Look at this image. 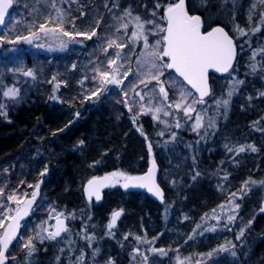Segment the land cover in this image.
<instances>
[{
    "label": "trees",
    "instance_id": "trees-1",
    "mask_svg": "<svg viewBox=\"0 0 264 264\" xmlns=\"http://www.w3.org/2000/svg\"><path fill=\"white\" fill-rule=\"evenodd\" d=\"M23 2L25 4L24 0L20 1L18 10L24 9ZM170 2L175 0H134L138 9L149 14L156 12L158 18L164 15ZM253 2L188 0L190 12L201 14L207 28L224 25L232 36L242 29L245 33L242 39L247 38L246 34L250 38L249 42L238 44L240 54L234 71L225 77H212L214 91L209 100L214 95L218 99L224 88L231 87L230 84L226 86V81L232 75V81L243 83H236L231 106L223 113L225 118L214 136L209 137V149L204 159L197 158L193 162L189 157L186 158L189 162H179L183 161L184 154L173 149L176 162H167L170 150L167 140L162 138L159 125L150 117H141L136 127L133 115L125 111L117 120L109 103L102 98L93 103L81 100L52 102L43 96L42 84L40 91L29 96L22 105L8 107L5 117L0 115V163L7 162L18 169L24 165L35 181L44 179L41 194L57 211L71 216L69 222L73 229L66 236L71 239L76 233L72 245L65 242L60 250L40 246V258L32 264H108L109 258L113 264H134L135 239L155 241L159 249H178L166 257L157 253L147 264H175L177 257L195 254L216 255L223 240L211 236L195 242L189 240L186 233L204 214L227 199V192L220 188L222 178L226 176L227 185L232 184L228 189L236 194L239 204L232 221L231 238L235 245L230 246V255L225 254L213 264H264V183H261L264 181V22L260 18L264 6H259L260 11L249 19L247 15ZM69 3L74 13V0L63 2V12H70ZM157 4L161 5L159 9ZM38 5L32 12L25 6L27 17L20 20L19 29L29 27L40 11L45 10L43 5ZM16 10L15 4L14 12ZM224 11H231L232 16L221 20L216 13ZM20 17L18 15V20ZM230 138L232 163L229 162L230 155L226 157L222 152L225 150L221 149ZM149 145L158 160L160 182L167 193L164 205L143 193H125L120 187L107 191L100 203L87 201L84 185L95 176L114 172L131 176L146 172L151 164ZM247 145L255 146L257 151L252 152ZM241 146L247 149L237 152ZM168 170L182 181L167 182L165 174ZM245 181L255 183L250 182L241 191ZM118 208L125 211L118 231L106 235L110 216ZM78 216H82L83 224H78ZM242 228L244 234L237 239ZM80 231L84 236L93 237L91 243L78 237ZM81 248L84 259L78 257Z\"/></svg>",
    "mask_w": 264,
    "mask_h": 264
},
{
    "label": "rangeland",
    "instance_id": "rangeland-1",
    "mask_svg": "<svg viewBox=\"0 0 264 264\" xmlns=\"http://www.w3.org/2000/svg\"><path fill=\"white\" fill-rule=\"evenodd\" d=\"M20 1L21 0H14L17 10L13 12L7 27H5V30L0 35L4 42V49L0 53V104L4 107L3 109H0V111L5 110L2 112L6 113L8 107L11 108L12 106L22 105L30 98L29 96L40 91L41 84L43 85L44 90L43 96L52 102L61 101L73 103L74 101L81 100L83 102L91 101V103H93L95 102V99L99 100L102 98V100H106L109 103L117 120L121 119L122 112L125 110L135 117V123L139 119V116H147L150 117L156 125H159L158 128L162 132V138H166L167 146H169L168 149H170L167 162H176L172 156L173 149L177 150L175 152L179 153L181 151L184 154L183 161L181 160L179 162H186V160L189 162L190 160L186 159L189 157L193 162L196 161L197 158L204 159L207 154L206 150L209 149L207 147L209 137L214 136L216 129L225 118L223 113L228 111L233 101L236 86V80L232 81L233 75L229 81H226V86H229L230 84L231 87L224 88L223 94L219 95L218 99H216L214 95L211 100L206 101L205 105H195L198 111L206 108L207 113L204 114L201 112L204 116L202 121L203 126L193 131L192 124L194 123L195 113H192V120H189L184 115L182 109H166L171 113L168 116H165L163 112L155 113L154 111H149V108L154 110L155 107L159 106L155 100L149 105V96H145V99L140 101L139 96L136 95V92H140L141 95H143L156 84L155 81H152L148 85V88H145L144 84L138 83L139 78L148 79L147 65L141 68L136 62V57L140 54L143 46L142 41L137 42L136 54L132 55L130 62L125 65V68H121L119 73L112 72V68L117 67L121 61L117 60V64L112 67H109L106 61L112 56L113 52L120 51V49L113 45V48L108 49L107 54L102 51L103 48L107 47V41L109 39L117 40V43H119L121 42L120 38L122 37L123 42H128V37L134 30V20L129 24L127 35H125L123 29L119 32L116 31V29L120 27V21L116 20V17L123 15L125 9L131 12L132 17H141L142 21L155 20L157 23H162L165 26L166 21H162L160 18L156 17V15L153 16L152 14L146 13L144 10L142 12L134 4V0H74V5L72 6V8H75L73 9L75 10L74 13L71 11L70 3V12H63V2H65V0H55V7H52L51 0H24L25 4L24 2L23 4L31 12L32 9L39 6V3L43 5L45 10L40 11L39 15L36 17L37 20L31 21L29 27L25 28L23 26L22 29H19L18 25L20 20H24L27 17V11L25 10L24 5V9L21 8V10H18V8L20 9ZM259 6H262L261 8H263L264 4L261 3V0H254L249 16L247 15V17L249 18L260 11ZM81 13H84V15H81ZM230 14L232 16L231 11ZM18 15H21L19 20ZM49 17H51V22L46 24L47 28H55L57 27V23L60 22V27H62L64 31L71 33L77 31L90 32L92 27L95 26L96 21L99 20L100 27L97 28V34L100 39L98 41L97 37H93L91 40H87L83 36H74L70 39L69 37L64 36L63 32L60 31L55 33L49 32L48 34L39 33V38H33L31 43L23 39H18V37L29 36L30 32L36 31L38 25L44 23ZM132 17H125L124 22H128ZM147 27L150 26L146 25V28ZM160 35L163 34L161 33ZM238 36L244 41V43L250 41L248 34H246L247 38L245 39H242L244 34L242 35L239 33ZM156 39H159V35L149 36L150 43L154 42ZM123 51L127 52L128 49H124ZM73 65H75V68H73ZM96 67H99L101 70L109 71V78L114 75L117 80H123V84H102L99 75L95 74L93 71ZM127 68L131 69V73L127 79H124L123 72ZM17 69H19V71H17ZM28 70H32L33 76L24 75V72ZM138 72L143 74L139 78L136 75ZM94 75H96L95 79H93ZM171 76L176 77L172 72ZM53 77H55V79H53ZM161 79H164V77ZM177 79L183 89L191 91L194 96L198 97L178 77ZM230 81L232 82L229 83ZM137 84L138 87L133 91V85ZM165 87L169 93V100L175 102L179 95V89L170 88L167 84ZM10 89L18 90V96L15 98L5 96L4 93L8 92ZM101 89L106 90L101 91ZM229 91H232V96L230 98L227 95ZM94 92L97 94L93 95ZM125 92L128 93L127 96L124 95ZM149 95H151V93H149ZM51 97H55V99H51ZM88 97L91 98L89 99ZM222 99H229L227 108H224L223 105L219 108L217 107L215 101ZM122 101H128V103H123ZM189 102L191 101L189 100ZM141 104L144 105L143 108H141ZM129 108H131V111H129ZM153 115L158 116L159 119H153ZM210 118L212 120L211 127H209ZM177 122L180 124V127H176ZM214 145L215 143L213 144V147ZM222 148L225 150L222 152H225L224 154L227 155L226 157H229L230 155L229 162L232 163V151H228V148L232 149V139L230 141L228 140L221 149ZM245 149H247V147H245ZM154 158L155 156L152 153L150 160ZM27 172V167L24 165L18 169L17 166L13 167L12 165L7 164V162H4L0 166V187H3L5 191V197L0 198V203L7 204L10 209L15 210L18 205L14 201H7L6 196L8 194H12V192L15 191L18 198L27 200L31 198V194L35 190L34 186L37 183L42 186L44 179L40 178L35 181V178L28 175ZM116 178L117 181L113 188L121 187L125 181L123 177L117 176ZM176 179H178L179 182L182 181V178L177 177L173 171L171 172L168 170L166 172L165 180L167 182L170 183L172 181L175 183ZM227 180L228 178L225 179V177H223L220 185V188L227 192V199L213 209L214 211L211 210L202 217L200 221L195 223L190 231L186 233L188 238L191 237L189 240L200 242L202 239H208L211 236L213 238H220L224 242L216 250H221V247H223V249L230 248V246L233 248L232 245H235V241L231 238L233 230L232 221L238 208L235 207L237 201L235 197L232 196V190L228 189L232 188V184L227 185ZM21 181L24 183H21ZM229 182L231 183V180H229ZM28 185H32L33 187H28ZM22 206L23 204L19 205V207ZM4 215L11 217L15 215V211H4ZM69 216L57 211V209L53 207L42 194H40V198L35 202L31 216L21 229L19 237L22 236L23 240L18 237L7 255L8 264H32L35 261H38L40 258L38 253L40 246L45 245V248L50 247L51 249H56V251L63 248L66 245L65 239H49L47 237L49 233H54L53 223L57 217L70 220L71 216ZM229 216L233 217L231 221L228 220ZM76 218H80L78 219V224H83L82 216ZM10 221L11 219H5V227H7ZM182 222L184 223V220H182ZM198 225L199 227H197ZM45 229H47V231H45ZM3 232L4 228L0 227V236L3 235ZM78 237L85 240L81 231L78 233ZM28 238H33V243L35 245V250L31 255H28L27 249L23 247V244ZM42 239L43 242H41ZM73 239H76V233L75 237H72L67 244L72 245L71 242L75 241ZM133 243L135 245L134 249L136 248L133 255L135 259L134 264H147L153 255L160 253L159 251H152V249H159L156 246L155 241L153 242L148 239H135L133 240ZM185 243L188 242L185 241ZM85 249L86 248L84 247L83 250L87 253ZM137 249L139 251H136ZM163 250L166 254H160L164 257L168 254H173L172 252L178 251V249L175 250L172 248H166ZM224 252L226 255L231 254L229 250H225ZM224 252H220L218 255H213V253H211V255H189L187 258L177 257L174 263L213 264L214 261H218L220 255ZM81 256L84 258V252L82 250L79 251L78 257ZM145 256L148 257L147 260L144 259ZM209 256H212V258L209 259ZM12 257H15V259H12Z\"/></svg>",
    "mask_w": 264,
    "mask_h": 264
},
{
    "label": "snow or ice",
    "instance_id": "snow-or-ice-1",
    "mask_svg": "<svg viewBox=\"0 0 264 264\" xmlns=\"http://www.w3.org/2000/svg\"><path fill=\"white\" fill-rule=\"evenodd\" d=\"M261 3L264 4V0H261ZM52 7H55V0H51ZM13 0H0V25L5 23V16L8 14V10L12 7ZM115 6V5H114ZM157 9L161 7V5H156ZM59 11V10H58ZM84 15V13H81ZM153 16L156 15V12L152 13ZM125 17H132V14L129 10L125 9L123 15L116 17V20L120 21V27L116 29L119 32L121 29L124 30L125 35H127V29L129 24L132 21H135L134 30L131 32V35L128 37V42H123V38H120L119 43L117 40L109 39L107 41V47L103 48L102 51L107 54L108 49L113 48V45L116 48L120 49V51L113 52L112 56L109 57L106 61L109 67L117 64V60L121 61V63L112 68V72L119 73L121 68H125V65L128 64L131 60L132 55L136 54V46L137 42L142 41V49L140 54L136 57V62L139 67L143 68L147 65V76L148 79L139 78L143 74L136 73L138 76V83L144 84L145 88H148V85L155 81L156 84L141 95L140 92H136V95L139 96L140 101L145 99V96H149L148 103L151 105L155 100L159 105L155 107L153 110L149 108V111H154L155 113L163 112L165 116L170 115L171 113L166 109L175 108L176 110H183L184 115L192 120V113H195L194 123L192 124L193 131L201 128L202 121L204 116L201 114L207 113V109L204 108L201 111H198L195 107L196 104L205 105L206 101L204 97L210 95L209 85H208V70L215 69L217 72H228L229 68L232 66V61L235 57V46L233 43V39L228 35L227 32L222 27H214L209 31H202V18L200 15H190L187 8L185 0H175V2H170L166 5L164 9V15L160 18L162 21H166V26L162 23H157L155 20L142 21L141 17L135 16L132 17L128 22L125 21ZM251 19V17H249ZM261 21L264 22V11L260 13ZM51 22V17L45 20L44 23H40L36 31L30 32L29 36L18 37V39H23L29 43L32 42L33 38L38 39L39 33L48 34L49 32L55 33L57 31L63 32L64 36L69 37L70 39L74 36H83L87 40H91L93 37H97L99 41L100 37L97 34V28L100 27V21L97 20L95 26L92 27L91 31H77L75 33H71L68 31H64L62 27H60V22L57 23V27L55 28H47L46 24ZM62 22V21H61ZM150 26V27H147ZM240 33L245 34L242 29H238ZM259 29H254V31H258ZM163 35H160V34ZM159 35V39H156L154 42H149V36ZM2 38V37H0ZM15 42V41H11ZM124 49H128L127 52H124ZM75 68V65H73ZM253 71H256L255 65L252 66ZM19 71V69H17ZM94 73L99 75L101 78V82L107 84H115L121 85L123 84V80H117L113 75L109 78L110 73L107 70H101L99 67L94 68ZM171 72L177 74L176 77L171 76ZM131 73V69L127 68L123 72V78L127 79L129 74ZM167 74V75H166ZM25 76H33L32 70H28L24 72ZM164 77V79H161ZM183 78V81L187 82L188 85L191 86L192 89H195L199 96L196 97L193 95L191 91H187L183 89L180 85L179 80L177 79ZM96 78V75L93 76V79ZM55 79V77H53ZM237 84H242L243 81H237ZM168 85L170 88L179 89V95L175 102L169 100V93L166 89L165 85ZM137 85H133L132 90L134 91ZM106 89H101V91H105ZM151 93V95H149ZM97 93L94 92L93 95ZM5 96L17 97L18 90L10 89L8 92L4 93ZM125 96L128 95L127 92L124 93ZM228 97L232 96V91L228 92ZM264 95V93H262ZM89 99L91 97H88ZM51 99H55V97H51ZM189 100L191 102H189ZM123 103H128V101H122ZM217 107L219 108L221 105L224 108H227L229 104V99H222L215 101ZM3 105L0 104V109H3ZM144 105L141 104V108ZM131 111V108H129ZM0 115H4L2 111H0ZM79 116V113H77ZM153 119H159L158 116L153 115ZM133 122L135 123V117H133ZM212 126V120H209V127ZM176 127H180V124L177 122ZM62 131V129H61ZM143 135V132L141 131ZM147 139V137H145ZM81 145L84 143L82 140L79 142ZM248 148L251 149L252 152H256L257 148L253 145H247ZM149 150H151V145H149ZM228 151H232L231 148H228ZM245 151V147L241 146L237 149V152ZM154 164V162H153ZM47 169H45L46 171ZM7 171V170H5ZM43 175V173H41ZM199 175V173H197ZM123 177L125 180L124 187L128 188L132 187H141L147 188L149 192H152L154 195L161 197L162 192L159 187L155 184L154 179V170L153 168L149 169V172L140 177H131L126 176L123 173H111L110 176L105 177H94L93 179L88 181V189L86 191L89 192V196L95 195L96 199H100L99 188L105 186V182L110 180V177ZM227 177H225L226 179ZM255 183V181H245L242 185L241 191L244 190L248 186L249 183ZM21 183H24L21 181ZM261 183H264L262 181ZM28 187H33L32 185H28ZM35 190L31 194V199H21L18 198L15 191L12 194H8L6 196L7 201H14L18 207L15 210H12L8 207L7 204L0 203V227L4 228L3 235L0 236V264H5V261L8 259L6 255L9 245L13 240L18 238L17 230L20 227V220L29 214V211L32 209V205L37 198L39 183L35 186ZM26 195V194H25ZM235 193L232 194L235 197ZM5 197V191L3 187H0V198ZM23 204V207H19V205ZM236 208H239V204L235 205ZM264 210V209H262ZM4 211H15V215L8 217L4 215ZM214 211V210H213ZM120 212H114L112 215V222L109 223L108 228L111 229L117 217L120 216ZM5 219H11V223L5 227L4 221ZM58 219V223H63ZM233 219L232 216L228 217V220L231 221ZM251 224V221H249ZM199 227V225L197 226ZM86 232V227L83 229ZM47 231V229H45ZM68 229L66 227H60L54 233H49V239H55L60 236L61 232H67ZM244 234V229L240 230V234L237 236V239L240 238ZM23 240V237H19ZM127 238V237H125ZM85 240L91 241L93 239L92 236L85 235ZM191 239V237H189ZM43 242V239L41 240ZM23 247L27 249L28 255H31L35 250V245L33 243V238H28V240L23 244ZM221 250H226L221 247ZM136 251H139L138 249ZM152 251H159L161 254H166L163 249H152ZM211 255V253H209ZM235 255V252L232 253ZM15 259V257H12ZM145 260L148 259L147 256L144 257ZM108 264H113L111 258H109Z\"/></svg>",
    "mask_w": 264,
    "mask_h": 264
},
{
    "label": "water",
    "instance_id": "water-1",
    "mask_svg": "<svg viewBox=\"0 0 264 264\" xmlns=\"http://www.w3.org/2000/svg\"><path fill=\"white\" fill-rule=\"evenodd\" d=\"M185 3H186V8H187V10H188V12H189L190 15H199V14H191L190 11H189V8H188V0H185ZM13 7H14V2H13L12 7L8 10V14H6V16H5V23L2 24V25H0V32L7 25L8 20L11 17V14H12V11H13ZM201 18H202V16H201ZM215 27H222L225 30V32H227L228 35L233 39V43H234V46H235V53L236 54H235V57H234V59L232 61V66L229 68L228 72H217L215 69H209L208 70V85H209L210 95L204 97L205 100H207L211 96V94H212L211 76L213 74L214 75H217V76H224V75H227L228 73H230L232 71V69L234 68V66L236 65L237 60H238V56H239V49H238V46H237V43H236L235 39L229 34V32L223 26H215ZM202 31H204L203 18H202ZM2 47H3V43L0 40V51L2 50ZM181 79L183 80V78H181ZM185 83L187 84V82H185ZM188 86L191 88L190 85H188ZM192 90L199 96V93H197L195 91V89H192ZM153 162H154V164H153ZM153 162L150 164V166L148 167V169H147L146 172H144L142 174H138V175H132L131 177L144 176V175H146L149 172V169L150 168H153V170H154L155 184L159 187V189L162 192V199H161V197L154 195L152 192H149L147 188L132 187V186H129L128 188H125L123 186L124 183H125V181H124V183L122 185V190L125 193L142 192V193L147 194L155 202H157L159 204H164L166 202V191H165L164 187L160 183V173H161L160 166H159L158 162H156V161H153ZM105 176H110V174L103 175V176H98V177H101L102 178V177H105ZM115 181H116V177H110V180L107 181V182H105V186H102V187L99 188V194H100V199L99 200L96 199L95 195H92L91 197L89 196V192L86 191V189H88V182H86V184L84 186V194H85L86 199L88 201H94L95 200L97 202H102L104 200L105 192L108 191L111 188V186L114 184ZM39 192H40V187H39V190H38V195H37L36 200L39 197ZM33 205H34V203H33ZM33 205H32V207H33ZM30 211H29V214H30ZM114 212H120L121 214H120L119 217H117L114 226L111 228L112 231H116L118 229L119 223H120V221L122 220V218L124 217V214H125V212H124L123 209H117ZM113 213H112V215H113ZM29 214L27 216H25L23 219L20 220V227H21L22 223L27 220ZM112 215H111V219H110V222L109 223L112 222ZM59 220L62 221L63 223L62 224L61 223H58V219H56V221L54 222V232L57 231V229L60 228V227H66L68 229V221H67V219H65V218H59ZM20 227H19V229H20ZM19 229L17 230V236L19 234ZM64 233H66V232H61L60 235H63ZM10 246H11V244L9 245V248H10ZM5 264H6V261H5Z\"/></svg>",
    "mask_w": 264,
    "mask_h": 264
},
{
    "label": "bare ground",
    "instance_id": "bare-ground-1",
    "mask_svg": "<svg viewBox=\"0 0 264 264\" xmlns=\"http://www.w3.org/2000/svg\"><path fill=\"white\" fill-rule=\"evenodd\" d=\"M210 4V3H209ZM195 14H199V13H195ZM217 14V16L221 19V20H226L227 19V17L229 16V18H230V16H231V14L230 13H228V12H217L216 13ZM199 15H201V14H199ZM202 16V15H201ZM215 26H223L228 32H229V30L224 26V25H214V26H212V27H215ZM229 34H230V32H229ZM231 36H232V34H230ZM233 38L235 39V41L237 42V44H240L241 45V38L238 36V34H234L233 35ZM239 46V45H238ZM239 54H240V50H239ZM212 86V90L214 91V89H213V85H211ZM123 112H125V110H123ZM123 112H122V114H123ZM123 116L121 115V117L120 118H122ZM141 117H146V116H139V119L137 120V122H136V124H135V126L137 127L138 126V122H139V120H140V118ZM152 153H153V155L155 156V153H154V150H153V148L151 147V150H150V155L152 156ZM153 161H156V162H158V160L156 159V157L154 158V159H152V160H150V162H153ZM109 190H111V189H109ZM108 190V191H109ZM91 202H97V201H91ZM99 203V202H98ZM166 203V202H165ZM118 209H122V208H118ZM124 210V209H123ZM125 212V211H124ZM206 214H204L202 217H204ZM201 217V218H202ZM78 219H80V218H78ZM110 219H111V217H110ZM110 219H109V222H110ZM69 220V219H68ZM70 222H71V220H70ZM69 222V226H70V230L69 231H71L72 229H73V226L71 225V223ZM109 222H108V225H109ZM108 232H113L111 229H109L108 228V226H107V228H106V235H107V233ZM63 239H65V241L66 242H68L69 240H70V238L69 237H67V236H65ZM77 244H78V241H77ZM82 248H83V246H82ZM82 248L80 249V250H82ZM226 250H229L230 252H231V248H227ZM219 251V252H218ZM225 250H217L215 253H216V255H218V253H220V252H224ZM226 253L224 252L223 254H221V256H223V255H225ZM214 255V254H213ZM212 257H209V259H211ZM84 259V258H83ZM202 264H208V263H202Z\"/></svg>",
    "mask_w": 264,
    "mask_h": 264
},
{
    "label": "flooded vegetation",
    "instance_id": "flooded-vegetation-1",
    "mask_svg": "<svg viewBox=\"0 0 264 264\" xmlns=\"http://www.w3.org/2000/svg\"><path fill=\"white\" fill-rule=\"evenodd\" d=\"M203 21H204V30H206V31H208V30H210L211 28H207V23H206V21L204 20V18H203ZM10 224V223H9ZM70 228V227H69ZM20 232H21V229H20ZM20 232H19V235H20ZM69 233V232H68ZM67 233V234H68ZM66 234V235H67ZM19 235H18V237H19ZM66 235H64V236H66ZM64 236H62V237H56L57 239H61V238H63ZM15 241L16 240H13V242L11 243V246H13V244L15 243ZM11 246H10V248L8 249V251H7V253H6V255H8V253H9V251L11 250ZM209 257H212V256H209ZM224 257V255L223 256H221L220 258H223ZM214 263H215V261H214ZM6 264H8V259L6 260ZM211 264V263H210Z\"/></svg>",
    "mask_w": 264,
    "mask_h": 264
}]
</instances>
